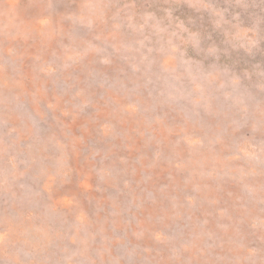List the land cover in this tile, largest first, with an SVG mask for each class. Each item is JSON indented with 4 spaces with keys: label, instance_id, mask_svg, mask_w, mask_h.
<instances>
[{
    "label": "rangeland",
    "instance_id": "rangeland-1",
    "mask_svg": "<svg viewBox=\"0 0 264 264\" xmlns=\"http://www.w3.org/2000/svg\"><path fill=\"white\" fill-rule=\"evenodd\" d=\"M0 264H264V0H0Z\"/></svg>",
    "mask_w": 264,
    "mask_h": 264
}]
</instances>
